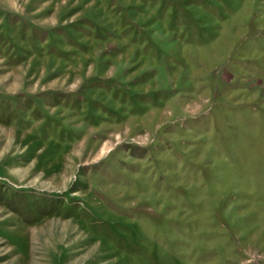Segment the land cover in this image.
<instances>
[{
	"label": "rangeland",
	"instance_id": "obj_1",
	"mask_svg": "<svg viewBox=\"0 0 264 264\" xmlns=\"http://www.w3.org/2000/svg\"><path fill=\"white\" fill-rule=\"evenodd\" d=\"M0 264H264V0H0Z\"/></svg>",
	"mask_w": 264,
	"mask_h": 264
}]
</instances>
